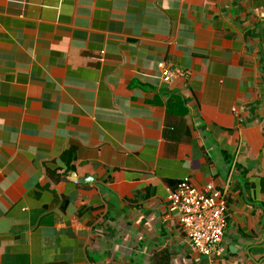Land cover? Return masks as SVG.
<instances>
[{"label": "crops", "instance_id": "0c3cea01", "mask_svg": "<svg viewBox=\"0 0 264 264\" xmlns=\"http://www.w3.org/2000/svg\"><path fill=\"white\" fill-rule=\"evenodd\" d=\"M0 264H264V0H0Z\"/></svg>", "mask_w": 264, "mask_h": 264}, {"label": "built area", "instance_id": "2783aa9c", "mask_svg": "<svg viewBox=\"0 0 264 264\" xmlns=\"http://www.w3.org/2000/svg\"><path fill=\"white\" fill-rule=\"evenodd\" d=\"M188 74V71H173L164 67L162 79L170 82L177 75ZM227 192V186L218 189L212 183L199 188L188 178L171 189L170 208L176 211L195 252L211 255L221 243L227 226Z\"/></svg>", "mask_w": 264, "mask_h": 264}]
</instances>
